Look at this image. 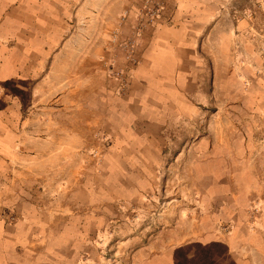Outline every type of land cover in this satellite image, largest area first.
<instances>
[{
  "label": "crops",
  "instance_id": "crops-1",
  "mask_svg": "<svg viewBox=\"0 0 264 264\" xmlns=\"http://www.w3.org/2000/svg\"><path fill=\"white\" fill-rule=\"evenodd\" d=\"M154 1L120 80L142 0H0V264H102L151 214L142 264L264 263V73L235 70L231 44L246 20L231 0ZM184 187L205 223L164 206Z\"/></svg>",
  "mask_w": 264,
  "mask_h": 264
},
{
  "label": "rangeland",
  "instance_id": "rangeland-1",
  "mask_svg": "<svg viewBox=\"0 0 264 264\" xmlns=\"http://www.w3.org/2000/svg\"><path fill=\"white\" fill-rule=\"evenodd\" d=\"M231 6L233 11H236L237 16H243L246 22L242 24V26H233L231 22L230 26L233 28V37L231 39V44L233 46L234 52V69L239 66V73L242 74L244 67L248 71L249 68L256 71L258 74L264 73V0H231ZM141 7V6H139ZM138 7V8H139ZM138 10V9H137ZM135 31V28L133 29ZM126 39L121 41L120 45L124 43ZM262 62L261 65H257L256 62ZM260 67V68H259ZM260 69V70H259ZM263 69V70H262ZM260 71V72H259ZM256 115L253 118V123L250 126L253 131L252 138L255 142L254 148V156L255 159L260 160L264 159V112L255 111L252 112V115ZM262 115V116H259ZM264 161V160H263ZM173 188L169 191H172ZM188 187H184L180 191V195L176 197V200H173V197L168 198L164 202V206L168 208L170 205H174L176 203L177 211L181 213L179 218H182V222L185 227H189L188 221L194 220V222L198 224L205 223L203 220L205 219V206L201 201V195L196 197V195H191ZM183 192V193H182ZM191 195V197H189ZM194 196V197H193ZM163 205V202L160 201ZM249 216L253 219L252 213H257L262 209L259 206H252L249 209ZM171 217H173L171 215ZM135 218H138L135 216ZM147 222H150V225H147ZM226 224V225H225ZM221 224L220 231L228 232V228H232V223ZM157 225V214L155 215H143L139 221V223H135L132 243L128 246H118L112 248L105 249V258L102 264H142L144 258L147 259L146 253L154 254L155 248H149L148 246H142L147 243V240L154 236V227ZM256 228H259L256 226ZM226 230V231H223ZM206 231H196L185 228L182 232L183 238L194 237L195 234L205 233ZM126 231L124 230L121 233L119 238H122ZM128 235L129 232L127 231ZM220 233V232H219ZM264 233V231H262ZM125 238V237H123ZM134 238V239H133ZM125 241V240H123ZM145 255V256H144ZM147 262V261H145ZM152 264H156L153 262ZM264 264V263H260Z\"/></svg>",
  "mask_w": 264,
  "mask_h": 264
},
{
  "label": "built area",
  "instance_id": "built-area-1",
  "mask_svg": "<svg viewBox=\"0 0 264 264\" xmlns=\"http://www.w3.org/2000/svg\"><path fill=\"white\" fill-rule=\"evenodd\" d=\"M163 4L154 0H142L141 7L136 11L138 25L135 26L132 36L128 37L121 45L124 47L125 58L128 60L126 68L116 70L114 64H110L111 74L120 80L124 79L123 75L127 74L132 68L130 64H137L135 58V50L138 45V38L147 24H157L158 20L162 17ZM129 15V11H125L121 16V22H124ZM120 30H115L113 33V42H117ZM130 63V64H129Z\"/></svg>",
  "mask_w": 264,
  "mask_h": 264
}]
</instances>
